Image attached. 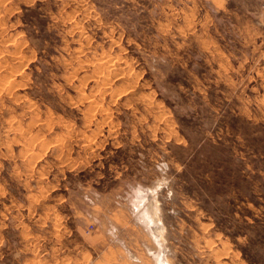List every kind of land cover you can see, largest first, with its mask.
I'll list each match as a JSON object with an SVG mask.
<instances>
[{
	"label": "rangeland",
	"instance_id": "obj_1",
	"mask_svg": "<svg viewBox=\"0 0 264 264\" xmlns=\"http://www.w3.org/2000/svg\"><path fill=\"white\" fill-rule=\"evenodd\" d=\"M162 248L264 264V0H0V264Z\"/></svg>",
	"mask_w": 264,
	"mask_h": 264
},
{
	"label": "bare ground",
	"instance_id": "obj_2",
	"mask_svg": "<svg viewBox=\"0 0 264 264\" xmlns=\"http://www.w3.org/2000/svg\"><path fill=\"white\" fill-rule=\"evenodd\" d=\"M103 60V59H102ZM112 64V63H111ZM104 65V64H103ZM111 68V67H110ZM120 69V68H119ZM137 207H139V205H136ZM149 213V216H148V219L150 220V221H152V222H154L155 224H157V223H159V219L157 218V221H154V219H153V217H152V214L150 213V212H148ZM159 225L157 224V226L156 227H158ZM157 229V228H156ZM159 242V241H158ZM161 245V244H160ZM163 248L162 249H160L159 251H158V253H156L155 255H156V258L158 259V262L159 263H161V264H169V263H167V260H166V258L164 257V254H163Z\"/></svg>",
	"mask_w": 264,
	"mask_h": 264
}]
</instances>
